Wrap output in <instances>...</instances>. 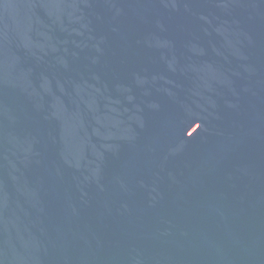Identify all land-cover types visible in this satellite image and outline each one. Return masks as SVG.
Masks as SVG:
<instances>
[{"label": "water", "instance_id": "95a60500", "mask_svg": "<svg viewBox=\"0 0 264 264\" xmlns=\"http://www.w3.org/2000/svg\"><path fill=\"white\" fill-rule=\"evenodd\" d=\"M0 264H264V0H0Z\"/></svg>", "mask_w": 264, "mask_h": 264}]
</instances>
